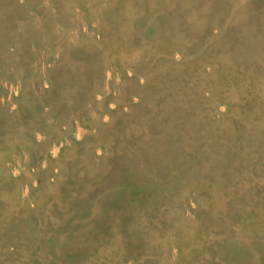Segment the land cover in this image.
<instances>
[{"label": "rangeland", "instance_id": "rangeland-1", "mask_svg": "<svg viewBox=\"0 0 264 264\" xmlns=\"http://www.w3.org/2000/svg\"><path fill=\"white\" fill-rule=\"evenodd\" d=\"M182 1L0 0V264H264V0Z\"/></svg>", "mask_w": 264, "mask_h": 264}, {"label": "bare ground", "instance_id": "bare-ground-1", "mask_svg": "<svg viewBox=\"0 0 264 264\" xmlns=\"http://www.w3.org/2000/svg\"><path fill=\"white\" fill-rule=\"evenodd\" d=\"M181 1H182V0H181ZM199 1H200V0H199ZM247 1H248V0H247ZM117 2H118V1H117ZM176 2H178V1H176ZM182 2H183V1H182ZM182 2H181V3H182ZM194 2H195V1H194ZM115 3H116V1H115ZM124 3H126V2L124 1ZM208 3H209V2H208ZM136 4H137V3H136ZM216 4H217V3H216ZM242 4H243V3H241V5H242ZM65 5H66V4H65ZM92 5H93V4H92ZM115 5H116V4H115ZM138 5H139V3H138ZM179 5H180V3H179ZM181 5H182V4H181ZM190 5H191V4H190ZM144 6H145V5H144ZM149 6H150V5H149ZM182 6H183V5H182ZM203 6H204V5H203ZM236 6H237V5H236ZM236 6H235V7H236ZM109 7H110V6H109ZM179 7H180V6H179ZM187 7H188V6H187ZM190 7H191V6H190ZM193 7H194V6H193ZM175 8H176V7H175ZM122 9H123V8H122ZM184 9H185V7H184ZM187 9H188V8H187ZM189 9H190V8H189ZM159 10H160V9H159ZM180 10H181V9H180ZM180 10H179V12H180ZM124 11H125V10H124ZM183 11L185 12V10H183ZM233 11H234V9H233ZM146 12H147V11H146ZM191 12H192V11H191ZM211 12H212V11H211ZM231 12H232V11H231ZM123 13H124V12H123ZM213 13H214V12H213ZM147 14H148V13H147ZM49 15L52 16L51 14H49ZM92 17H93V16H92ZM50 18H51V17H50ZM73 19H75V18H73ZM124 19H126V18H124ZM52 20H53V19H52ZM52 20H51V21H52ZM56 20H57V19H56ZM86 20H87V18H86ZM106 20H107V19H106ZM108 20H109V18H108ZM116 20H117V19H116ZM181 21H182V20H181ZM215 22H216V21H215ZM75 23H76V21H75ZM121 23H122V21H121ZM53 24H54V23H53ZM118 24H119V23H118ZM190 24H191V23H190ZM186 25H187V23H186ZM112 26H113V25H112ZM119 26H120V25H119ZM121 26H122V25H121ZM124 26H125V25H124ZM124 26H123V27H124ZM238 26H239V24H238ZM183 27H184V26H183ZM24 28H25V27H24ZM74 28H77V27H74ZM70 29H71V28H70ZM98 29H99V28H98ZM119 29H120V28H119ZM119 29H118L117 31H119ZM172 29H173V28H172ZM197 29H198V28H197ZM20 30H22V29H20ZM166 30H167V29H166ZM102 31H103V30H102ZM102 31H101V32H102ZM107 31H108V30H107ZM54 32H55V31H54ZM59 32H60V31H59ZM64 32H65V31H64ZM108 32H109V31H108ZM130 32H131V31H130ZM207 32H208V31H207ZM66 33H67V32H66ZM99 33H100V32H99ZM112 33H113V32H112ZM128 33H129V32H128ZM222 33H223V32H222ZM62 35H63V34H62ZM64 35H65V34H64ZM130 35H132V34H130ZM223 35H224V33H223ZM68 36H69V35H68ZM113 36H114V35H113ZM126 36H127V35H126ZM128 36H129V35H128ZM215 36H216V35H215ZM221 37H222V36H221ZM102 38H103V37H102ZM87 39H89V38H87ZM120 39H121V38H120ZM219 39H220V38H219ZM222 39H223V38H222ZM104 40H105V39H104ZM121 40H122V39H121ZM102 41H103V40H102ZM219 41H221V40H219ZM213 42H214V40H213ZM195 43H196V42H195ZM69 44H70V43H69ZM84 44H85V42H84ZM93 44H94V43H93ZM217 44H218V43H217ZM89 45H90V43H89ZM91 45H92V44H91ZM97 45H98V44H97ZM99 45H101V44H99ZM196 45H197V44H196ZM85 46H87V45H85ZM95 46H96V45H95ZM102 47H103V46H102ZM157 47H158V46H157ZM215 47H216V46H215ZM217 47H218V46H217ZM195 48H196V47H195ZM89 49H90V48H89ZM117 50H118V49H117ZM226 51H227V50H226ZM118 52H119V51H118ZM179 52H180V51H179ZM222 52L224 53L223 50H222ZM228 52H229V51H228ZM164 53H165V52H164ZM181 53H182V52H181ZM173 54H174V53H173ZM104 57H105V56H104ZM136 57H137V56H136ZM237 57H238V56H237ZM166 58H167V57H166ZM105 60H106V59H105ZM257 60H258V59H257ZM206 61H208V60H206ZM106 62H107V61H106ZM256 62H257V61H256ZM256 62L254 61V63H256ZM160 63H161V62H160ZM198 63H199V62H198ZM254 63H253V65H254ZM161 64H162V63H161ZM182 64H183V63H182ZM199 64H200V63H199ZM255 65H256V64H255ZM201 66H202V65H201ZM201 66H200V67H201ZM250 66H251V64H250ZM141 67H142V66H141ZM143 67H144V66H143ZM197 67H198V66H197ZM252 67H253V66H252ZM257 67H258V66H257ZM190 68H191V67H190ZM245 68H246V67H245ZM245 68H244V69H245ZM248 68H249V66H248ZM248 68H247V69H248ZM253 68H255V67H253ZM141 69H142V68H141ZM177 69H178V68H177ZM194 69L197 70L196 68H194ZM244 69H243V70H244ZM257 69H258V68H257ZM173 70H174V69H173ZM200 70H201V69H200ZM243 70H242V71H243ZM245 70H246V69H245ZM245 70H244V74H245ZM255 70H256V69H255ZM258 70H259V69H258ZM188 71H189V70H188ZM197 71H198V70H197ZM238 71H239V70H238ZM242 71H241V72H242ZM256 71H257V70H256ZM249 72L252 73V71H250V70H249ZM257 72L260 73L259 71H257ZM257 72H256V74H257ZM177 73H178V72H176V74H177ZM189 73H191V72L189 71ZM210 73H211V72H210ZM246 73H248V72L246 71ZM253 73H254V69H253ZM233 74H234V73H233ZM254 74H255V73H254ZM168 75H169V74H168ZM185 75H186V74H185ZM196 75H197V74H196ZM247 75H250V74H247ZM172 76H173V75H172ZM174 76H175V75H174ZM181 76H182V75H181ZM233 76H234V75H233ZM250 76H251V75H250ZM258 76H260V74H259ZM227 77H228V76H227ZM227 77H226V78H227ZM229 77H230V76H229ZM236 77H237V75H236ZM238 77H240V79H241V76H238ZM245 77H247V76H245ZM252 77H253V76H252ZM263 77H264V76H263ZM178 78H180V77H178ZM195 78H196V77H195ZM247 78H248V77H247ZM175 79H176V78H175ZM189 79H190V78H189ZM196 79H197V78H196ZM227 79H228V78H227ZM249 79H250V78H249ZM259 79H261V78H259ZM187 80H188V79H187ZM191 80H192V79H191ZM194 80H195V79H194ZM238 80H239V79H238ZM180 81H181V80H180ZM239 81L242 82L241 80H239ZM243 81H244V80H243ZM246 81H247V80H246ZM249 81H250V80H249ZM249 81H248V83H249ZM188 82H189V81H188ZM201 82H202V81H201ZM231 82H232V80H231ZM233 82H234V80H233ZM235 82H236V81H235ZM237 82H238V81H237ZM132 83H133V82H132ZM197 83H199V82L197 81ZM197 83H196V84H197ZM238 83H239V82H238ZM190 84H191V83H190ZM199 84H200V83H199ZM207 84H209V83H207ZM207 84H206V85H207ZM230 84H231V83H230ZM236 84H237V83H236ZM239 84H240V83H239ZM239 84H238V85H239ZM251 84H252V83H251ZM188 85H189V84H188ZM197 85H198V84H197ZM242 85H243V84H242ZM246 85H247V84H246ZM198 86H199V85H198ZM247 86H249V84H248ZM259 86H260V85H259ZM210 87H211V86H210ZM229 87H230V86H229ZM241 87H242V86H241ZM256 87H257V86H256ZM261 87H262V86H261ZM187 88H188V87H187ZM190 88H191V87H190ZM192 88H193V86H192ZM192 88H191V89H192ZM198 88H199V87H198ZM203 88H204V87H203ZM232 88H233V87H232ZM247 88H248V87H247ZM251 88H252V87H251ZM104 89H105V88H104ZM176 89H178V88H176ZM225 89H226V87H225ZM183 90H184V89H183ZM251 91H253V90L250 89V92H251ZM248 92H249V90H248ZM200 94H201V93H200ZM248 94H249V93H248ZM177 95H178V94H177ZM187 95H188V94H187ZM197 95H198V94H197ZM257 95H258V94H257ZM248 96H249V95H248ZM178 97H179V96H178ZM189 98H190V97H189ZM200 98H201V97H200ZM209 98H210V97H209ZM219 98H220V97H219ZM243 99H244V98H243ZM251 99H252V98H251ZM199 100H201V99H199ZM244 100H245V99H244ZM168 101H170V100H168ZM187 101H188V99H187ZM211 101H212V100H211ZM246 101H247V100H246ZM253 101L256 102V100H253ZM253 101H251V102H253ZM251 102H249V103H251ZM116 103H118V102H116ZM168 103H169V102H168ZM189 103H190V102H189ZM207 103H209V100H208ZM207 103H206V104H207ZM212 103H213V102H212ZM212 103H211V104H212ZM215 103H216V102H215ZM246 104H247V103H246ZM198 105H200V104H198ZM218 105H219V104H218ZM193 106H194V105H193ZM207 106H208V105H207ZM216 106H217V105H216ZM242 106H243V105H242ZM247 106H248V105H247ZM195 107H196V106H195ZM205 107H206V106H205ZM252 107H253V106H252ZM197 108H198V106H197ZM208 108H209V107H208ZM241 108H243V107H241ZM246 108H248V107H246ZM195 109H196V108H195ZM195 109H193V110H195ZM201 109H202V107H201ZM201 109H200V110H201ZM205 109H207V108H205ZM259 109H260V108H259ZM3 110H4V109H3ZM132 110H133V109H132ZM198 110H199V109H198ZM244 110H245V109H244ZM246 110H247V109H246ZM248 110H249V109H248ZM201 111H202V110H201ZM215 111H216V110H215ZM215 111H214V112H215ZM223 111H224V110H223ZM182 112H183V111H182ZM193 112H194V111H193ZM198 112H199V111H198ZM240 112H241V111H240ZM246 112H248V111H246ZM261 112H262V111H261ZM263 112H264V110H263ZM202 113H203V112H201V114H202ZM13 114H14V113H13ZM196 114H197V113H196ZM199 114H200V113H199ZM217 114H218V113H217ZM240 114H241V116H242V113H240ZM248 114H249V113H248ZM260 114H262V113H260ZM188 115H189V114H188ZM190 115H191V114H190ZM190 115H189V116H190ZM235 115H237V114H235ZM243 115H244V114H243ZM206 116H207V113H206ZM206 116H205V117H206ZM213 116H214V115H213ZM263 116H264V115H263ZM186 117H187V116H186ZM193 117H194V116H193ZM195 117H197V116H195ZM216 117H217V116H216ZM242 117H243V116H242ZM248 117H250V116H248ZM172 118H173V117H172ZM172 118H171V119H172ZM198 118H199V117H198ZM175 119H176V118H175ZM178 119H179V118H178ZM189 119H190V118H189ZM194 119L196 120L197 118H193V120H194ZM203 119H204V118H203ZM242 119H243V118H242ZM195 120H194V121H195ZM207 120H208V119H207ZM233 120H234V119H233ZM247 120H248V119H247ZM190 121H191V120H190ZM190 121H189V122H190ZM203 121H206V120H203ZM209 121H210V120H209ZM211 121H212V120H211ZM216 121H217V120H216ZM228 121H229V120H228ZM228 121H227V122H228ZM230 121H231V120H230ZM248 121H249V120H248ZM234 122H235V121H234ZM237 122L239 123L238 120H237ZM237 122H236V123H237ZM257 122H259V121H257ZM173 123H174V122H173ZM212 123H213V122H212ZM216 123H217V122H216ZM255 123H256V122H255ZM191 124H192V122H191ZM191 124H190V125H191ZM200 124H201V122H200ZM251 124H253V123H251ZM175 125H176V124H175ZM203 125H204V123H203ZM205 125H206V124H205ZM218 125H219V124H218ZM220 125H221V124H220ZM220 125H219L218 127H220ZM256 125H257V124H256ZM184 126H188V124H187V125H184ZM206 126H207V125H206ZM211 126H213V124H211ZM215 126H216V125H215ZM223 126H224V125H223ZM225 126H226V125H225ZM257 126H258V125H257ZM202 127H204V126H202ZM216 127H217V126H216ZM243 127H244V126H243ZM254 127H255V126H254ZM221 128H222V127H221ZM241 128H242V126H241ZM251 128H252V127H251ZM258 128H259V127H258ZM187 129H188V128H187ZM207 129H208V127H207ZM261 129H262V128H261ZM181 130H182V129H181ZM212 130H213V129H212ZM249 130H250V129H249ZM256 130H258V129H256ZM183 131H184V130H182L181 132H182L183 134H184V132H186V135H187V131H184V132H183ZM190 131H191V130H190ZM190 131H188V135H189V132H190ZM254 131H255V130H254ZM261 131H262V130H261ZM263 131H264V130H263ZM191 132L193 133V131H191ZM220 133H221V132H220ZM220 133H219V134H220ZM251 134H252V132H251ZM256 134H257V132H256ZM186 135H185V136H186ZM190 135H192V134H190ZM190 135H189V136H190ZM234 135H235V134H234ZM181 136L183 137L184 135H181ZM207 136H208V135H207ZM215 136H216V135H215ZM256 136H257V135H256ZM178 137H180V136H178ZM178 137H177V138H178ZM246 137H247V136H246ZM249 137H250V135H249ZM180 138H181V137H180ZM251 138H252V137H251ZM251 138H250V139H251ZM187 139H188V138H187ZM178 140H179V139H178ZM218 140H219V137H218ZM254 140H255V139H253V141H254ZM187 141H188V140H187ZM187 141H186V142H187ZM189 141H190V140H189ZM255 141H256V140H255ZM190 142H191V141H190ZM245 142H246V141H245ZM206 143H207V142H206ZM206 143H205V144H206ZM189 144H190V143H189ZM243 144H244V143H243ZM192 145H193V144H192ZM254 145H255V144H254ZM186 146H187V145H186ZM186 146H185V147H186ZM194 147H195V146H194ZM198 147H199V146H198ZM244 147H245V146H244ZM187 148H188V147H187ZM187 148H185V149L187 150ZM189 148H190V147H189ZM248 149H249V148H248ZM248 149H247V150H248ZM190 150H192V149H190ZM247 150H246V152H247ZM195 151H196V150H195ZM244 151H245V150H244ZM191 152H192V151H191ZM248 152H249V151H248ZM9 155H10V154H9ZM196 155H197V154H196ZM208 156H209V155H208ZM196 157H197V156H196ZM233 157H234V156H233ZM245 157H246V156H245ZM211 158H212V157H211ZM149 168H150V167H149ZM217 168H218V167H217ZM145 170H146V168H145ZM148 170H149V169H148ZM150 170H151V168H150ZM150 170H149V171H150ZM160 170H161V169H160ZM160 170H159V171H160ZM194 171H196V170H194ZM218 171H219V169H218ZM161 172H162V171H161ZM204 172H205V171H204ZM207 173H208V172H207ZM213 173H214V172H213ZM216 173H217V171H216ZM218 173H219V172H218ZM144 174H145V173H144ZM197 174H198V173H197ZM148 175H149V174H148ZM157 175H158V173H157ZM157 175H156V176H157ZM213 175H214V174H213ZM213 175H211V176H213ZM192 176H193V175H192ZM207 176H209V175H207ZM145 177H146V176H145ZM200 177H201V176H200ZM218 177H219V176H218ZM156 178H157V177H156ZM195 178H196V177H195ZM147 179H148V178H147ZM192 179H193V178H192ZM128 180H129V179H128ZM158 180H159V179H158ZM207 180H208V178H207ZM151 181H153V180H151ZM151 181H150V182H151ZM140 182H141V181H140ZM144 182H145V181H144ZM148 182H149V181H148ZM17 183H18V182H17ZM134 183H135V182H134ZM138 183H139V182H138ZM127 184H128V183H127ZM140 184H141V183H140ZM143 184H144V183H143ZM145 184H146V183H145ZM147 184H150V183H147ZM15 185H17V184H15ZM128 185H130V184H128ZM128 185H127V186H128ZM153 185H154V184H153ZM130 186H131V185H130ZM134 186H135V185H134ZM142 186H144V185H142ZM142 186H141V187H142ZM146 186H149V185H146ZM151 186H152V185H151ZM160 186H161V184H160ZM16 187H17V186H16ZM152 187H153V186H152ZM154 187H155V186H154ZM145 188H146V187H145ZM149 188H150V187H149ZM156 188H157V187H156ZM143 189H144V188H143ZM161 189H162V188H161ZM187 189H188V188H187ZM191 189H192V188H191ZM127 190H128V189H127ZM129 190H130V189H129ZM139 190H140V188H139ZM139 190L137 189V191H139ZM151 190H152V189H151ZM132 191H133V190H132ZM152 191H153V190H152ZM130 192H131V191H130ZM150 192H151V191H150ZM158 192H159V191H158ZM133 193H134V192H133ZM156 193H157V192H156ZM145 194H146V193H145ZM145 194H144V196H146ZM116 195H117V194H116ZM134 196H135V195H134ZM152 196H153V195H152ZM123 199H124V198H123ZM9 200H10V199H9ZM152 201H153V200H152ZM172 203H173V202H172ZM176 204H177V203H176Z\"/></svg>", "mask_w": 264, "mask_h": 264}]
</instances>
